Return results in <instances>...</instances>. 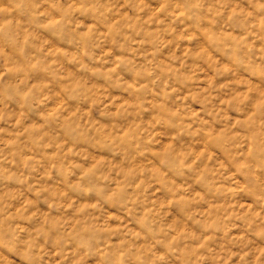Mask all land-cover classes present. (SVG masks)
<instances>
[{"label": "clouds", "instance_id": "1", "mask_svg": "<svg viewBox=\"0 0 264 264\" xmlns=\"http://www.w3.org/2000/svg\"><path fill=\"white\" fill-rule=\"evenodd\" d=\"M0 264H264V0H0Z\"/></svg>", "mask_w": 264, "mask_h": 264}]
</instances>
